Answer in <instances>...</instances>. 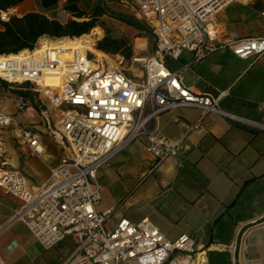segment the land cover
<instances>
[{"label":"built area","instance_id":"1","mask_svg":"<svg viewBox=\"0 0 264 264\" xmlns=\"http://www.w3.org/2000/svg\"><path fill=\"white\" fill-rule=\"evenodd\" d=\"M233 1L131 0L135 15L155 35L150 55H143L136 44L128 59L98 49L103 31L96 26L102 33L91 47L100 55L83 43L59 49L42 40L18 59L0 57V81L14 90L15 109L22 111L34 102L42 133L62 151L46 182L32 188L22 173L8 168L2 132L14 124L35 155L43 152L39 133L0 110V189L21 201L0 222V235L23 222L46 249L69 239L73 249L62 264H197L201 246L192 236L169 240L149 218L137 223L122 218L109 230L110 211L96 210L102 197L97 172L142 135L157 162L174 157L180 140L158 128L159 116L172 109L198 106L248 123L219 109L218 97L190 90L180 71L165 62L166 56L178 58L183 51L192 53V62L220 49H230L238 58L262 54L264 36L218 37L214 15ZM17 15L15 6L0 9V27ZM52 73L59 75V84H43L44 76ZM0 264H5L1 253Z\"/></svg>","mask_w":264,"mask_h":264},{"label":"crops","instance_id":"2","mask_svg":"<svg viewBox=\"0 0 264 264\" xmlns=\"http://www.w3.org/2000/svg\"><path fill=\"white\" fill-rule=\"evenodd\" d=\"M32 2L26 11L17 10V16L38 12L60 20L47 15L49 9L39 0ZM261 11L264 0L229 3L214 16L218 37L264 36ZM192 56L183 51L178 58L166 56L165 62L180 71L190 90L218 97L219 109L248 123L198 106L161 114L158 128L170 139L180 140L177 154L157 162L147 150L144 135L127 144L98 169L103 193L96 210L110 211L106 225L112 229L122 218L134 223L149 218L169 240L192 236L201 246L197 264H264V52L238 58L230 49H220L197 62H192ZM12 91L0 81V110L14 112L15 123L34 128L43 152L32 154L29 145L17 138L13 124L2 132V139L5 136L9 142L4 147L3 140L5 162L22 173L32 188H39L62 151L42 133L32 110L39 112L34 102L17 119ZM20 204L0 189V222ZM62 242L56 246L62 247ZM49 249L23 222H15L0 235L5 264H62L70 254L59 249L61 258H56Z\"/></svg>","mask_w":264,"mask_h":264},{"label":"trees","instance_id":"3","mask_svg":"<svg viewBox=\"0 0 264 264\" xmlns=\"http://www.w3.org/2000/svg\"><path fill=\"white\" fill-rule=\"evenodd\" d=\"M31 0H0V9L9 6H18L23 2ZM81 0H40L41 5L45 9L62 5L64 11L69 12L77 18L84 20H68L62 23L56 19H49L42 13L27 12L21 17H13L9 22L1 24L0 27V56L14 55L23 50L34 49L38 42L47 39L52 41H60L57 45L67 47L73 42L69 40L88 32V30L96 24V18L107 13V10L100 5L91 8V12L87 13L79 6ZM86 8L89 7L88 2ZM89 15V16H88ZM129 24L140 26L133 19H125ZM105 34L98 42L97 48L109 54H121L126 59L132 54L129 43L122 37H114L109 29H104ZM72 41V40H71ZM53 45V43H52ZM100 54L99 52H96ZM225 110V109H224ZM66 244L67 252H71L73 244L69 239L62 242ZM66 256V255H65Z\"/></svg>","mask_w":264,"mask_h":264},{"label":"rangeland","instance_id":"4","mask_svg":"<svg viewBox=\"0 0 264 264\" xmlns=\"http://www.w3.org/2000/svg\"><path fill=\"white\" fill-rule=\"evenodd\" d=\"M32 1L33 0L23 2L20 5L16 6V9L19 12L26 11L27 9H29V7H31V5H33ZM34 1L36 3L38 0L37 1L34 0ZM87 2L89 4V7L86 8ZM95 5H100L107 10L106 14L96 18V24L94 25V26H99L102 29L103 36L105 34L104 29L105 28L109 29L111 31L112 36L124 38V40H126L129 43V45L131 46V49L133 47V44H136V47L141 50V53L143 55H150L152 53L155 35H154L153 31H151L149 29V26H147L145 23H143V21H141L137 15L132 13L133 9L131 7L132 6L131 0H81L79 2V6L83 10H85L87 13H90L91 8H93ZM45 13L47 15H55L56 17H58L60 19L59 21L62 23L65 22L67 19L71 20V17L65 16L68 13L66 14V11L63 12L62 5H59V7L54 6L51 9H49L48 11L45 10ZM69 15H72V14H69ZM76 18L77 17H74L73 20H78V21L84 20V18H79V19L78 18L76 19ZM125 19H133L137 23H139L140 26L131 25ZM103 36H102V38H103ZM43 41L44 42H51L53 44H55V43L57 44V43L61 42L62 40L52 41V40L44 39ZM10 90H11V92H13L12 91L13 89L10 88ZM27 107H30V106H27ZM24 110L17 112V114H16L17 119L19 118L18 115H20ZM32 110L35 113H37L38 119L41 122V117H40L39 112L34 108H32ZM13 113H7V114L12 115ZM15 132H16L17 138L20 139L19 133L16 130H15ZM3 140L5 141L4 147L6 145H9L8 139L5 136L3 137ZM102 193H103V185H101V196H102ZM106 226L109 230L112 229L108 225H106ZM59 249H62L61 253L63 251L66 252L67 251L66 244L62 247L54 246V247L49 249V252L52 253L53 256H55L56 258H61V256L57 253Z\"/></svg>","mask_w":264,"mask_h":264},{"label":"bare ground","instance_id":"5","mask_svg":"<svg viewBox=\"0 0 264 264\" xmlns=\"http://www.w3.org/2000/svg\"><path fill=\"white\" fill-rule=\"evenodd\" d=\"M213 22H214V20H213ZM99 35H101L100 29L98 27L94 26V27H91V29L88 30V32L83 33V34L79 35L78 37H76V40H74L75 38L71 39L72 41L69 40L70 42H73L72 45H69L67 47H61V45H59V44L58 45L57 44L52 45L51 42H49L50 43L49 45L57 46L59 49H65V48H74V47H77L79 43H83V44H86L87 46L90 45L89 46L90 48L88 47L89 49H91L95 52H98V51L94 50L93 47H91V45H93L92 42L95 41V39L97 37H99ZM46 43H48V42H46ZM21 53H22V51L18 53L19 56L17 54H14L16 56L7 55L8 56L7 60H15V59H18V58L24 56ZM7 56H0V57H7ZM44 77L45 78L43 79L42 83L45 85H58L60 82V79L58 78L59 75H57V73L45 75ZM19 79H21V78H19Z\"/></svg>","mask_w":264,"mask_h":264}]
</instances>
